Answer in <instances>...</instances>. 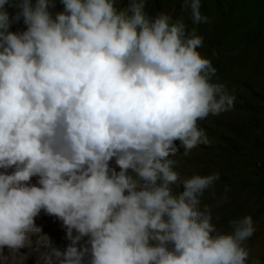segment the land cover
<instances>
[{
  "label": "clouds",
  "instance_id": "obj_1",
  "mask_svg": "<svg viewBox=\"0 0 264 264\" xmlns=\"http://www.w3.org/2000/svg\"><path fill=\"white\" fill-rule=\"evenodd\" d=\"M60 3L0 0V249L35 236L44 264H261L252 215L225 230L202 204L219 172L177 168L180 148L210 144L198 122L237 99L201 55L204 37L174 10L151 15L149 0ZM184 7L193 25L210 22L201 0ZM41 210L63 221V251L36 226Z\"/></svg>",
  "mask_w": 264,
  "mask_h": 264
},
{
  "label": "rangeland",
  "instance_id": "obj_2",
  "mask_svg": "<svg viewBox=\"0 0 264 264\" xmlns=\"http://www.w3.org/2000/svg\"><path fill=\"white\" fill-rule=\"evenodd\" d=\"M18 2L10 0V5ZM201 2V11L210 22L200 25L192 24L184 0H149L148 3L151 15L174 10L173 15L183 16L189 29L197 28L198 34L204 37L203 47L199 49L201 55L211 59L217 68L218 80L226 83L229 90L235 89L237 97L232 111L210 115L198 122L210 144L199 145L187 157L180 148L175 157L177 168L185 176L219 172L220 179L214 188L205 191L202 204L212 208L214 221L225 230L229 229L232 219L252 215L256 231L247 245L251 257L264 264V0ZM7 10L14 16L19 9L8 6ZM61 10L63 5L56 0L54 11ZM25 29L22 19L10 27L14 32ZM176 143L179 145V141ZM110 168L119 172L115 158L110 161ZM14 171L15 166L7 170L9 174ZM37 181L38 177H33L30 183ZM36 218L42 222L41 228H46L51 244L63 251L70 243L63 221L43 210ZM54 233L56 236H51ZM88 240L89 237H83L77 247L90 248ZM35 249L37 246L33 245L32 250ZM14 253L18 259L8 257L10 264H44L40 256L28 260L32 256L24 248ZM84 264H90V253L85 256Z\"/></svg>",
  "mask_w": 264,
  "mask_h": 264
},
{
  "label": "bare ground",
  "instance_id": "obj_3",
  "mask_svg": "<svg viewBox=\"0 0 264 264\" xmlns=\"http://www.w3.org/2000/svg\"><path fill=\"white\" fill-rule=\"evenodd\" d=\"M35 224L37 227L41 228L42 226V222H38L37 221V218H35ZM45 227H42L41 228V233L46 235L45 233ZM47 236V235H46ZM51 236H56V233L54 234H51ZM49 238V236H47ZM37 237L33 236L32 237V245L31 246H26V247H23L24 249L27 250L28 252V256H32L31 258H28V260H31L32 258H37L39 256V251H38V245L36 244V240ZM33 245H36L37 246V249L35 250H32V246ZM43 249H40V251H42ZM9 257V260L11 259V257L14 258V261H16L18 258L16 257V254L14 253L13 250L9 249L8 247H4L3 249H0V264H10L8 262V258ZM3 258H6V259H3ZM13 260V259H12ZM13 263V262H12ZM14 264V263H13Z\"/></svg>",
  "mask_w": 264,
  "mask_h": 264
}]
</instances>
